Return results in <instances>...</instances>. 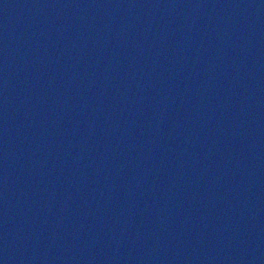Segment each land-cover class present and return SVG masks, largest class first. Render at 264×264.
<instances>
[{
	"label": "water",
	"instance_id": "obj_1",
	"mask_svg": "<svg viewBox=\"0 0 264 264\" xmlns=\"http://www.w3.org/2000/svg\"><path fill=\"white\" fill-rule=\"evenodd\" d=\"M0 264H264V0H0Z\"/></svg>",
	"mask_w": 264,
	"mask_h": 264
}]
</instances>
